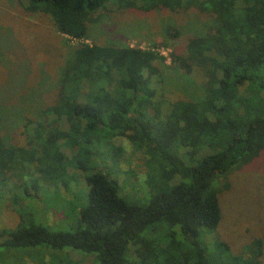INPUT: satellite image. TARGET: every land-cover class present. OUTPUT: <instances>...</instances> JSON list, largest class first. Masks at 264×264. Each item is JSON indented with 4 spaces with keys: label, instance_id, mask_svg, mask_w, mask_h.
Masks as SVG:
<instances>
[{
    "label": "trees",
    "instance_id": "obj_1",
    "mask_svg": "<svg viewBox=\"0 0 264 264\" xmlns=\"http://www.w3.org/2000/svg\"><path fill=\"white\" fill-rule=\"evenodd\" d=\"M24 3L29 12L48 15L66 42L78 43L69 45L72 58L60 73L57 100L41 109V120H27L38 147L11 142L0 114V186L21 180L30 166L36 171L15 183L20 221L0 227V264H28L26 257L40 264H84V257L90 264H263L262 238L236 254L208 235L222 220V179L264 151V0ZM109 3L143 12L197 7L211 13L208 33L192 37L184 54H171L185 72L203 70L204 95L163 110L154 81L163 55L84 41L93 13ZM116 137L144 155V195L129 198L113 175L125 154ZM76 181L88 191L74 230L50 229L38 207L21 203L50 187L77 191ZM71 251L83 259L71 260Z\"/></svg>",
    "mask_w": 264,
    "mask_h": 264
},
{
    "label": "rangeland",
    "instance_id": "obj_2",
    "mask_svg": "<svg viewBox=\"0 0 264 264\" xmlns=\"http://www.w3.org/2000/svg\"><path fill=\"white\" fill-rule=\"evenodd\" d=\"M24 2L0 0V114L2 133L14 144L32 148L38 147L39 143L26 126L27 120H41V109L57 100L60 73L72 58L73 48L69 45H76L78 40L66 42L67 36L55 28L48 15L29 12ZM211 18V13L197 7L177 12L167 8L143 12L109 3L93 13L89 39L84 41L153 48L163 55L164 61H155L158 69L154 81L156 103L168 110L176 100L200 97L205 93L203 70L195 67L192 73L185 72L172 63L171 54L174 50L184 54L192 37L208 33ZM114 144L125 149L113 174L119 179L123 194L129 198H133V194L144 195L147 167L143 153L136 152L125 137H116ZM34 172L35 167L30 166L21 180L15 176L6 188L0 186V227L19 223L20 215L13 196L20 188L15 183L28 180ZM82 182L73 183L77 191L50 187L42 196L21 200V203L38 207L39 213L45 215L41 221L50 229L74 230L77 225L75 213L84 203L85 198H82L88 191V185ZM221 183L222 220L216 232L208 237L211 241L224 240L234 253L239 254L254 239L264 241V151L251 164L231 171ZM225 183H228L226 187ZM82 256L69 252L71 260H81ZM84 259V264H90V259ZM26 260L28 264H40L28 257ZM262 262L264 264V248Z\"/></svg>",
    "mask_w": 264,
    "mask_h": 264
}]
</instances>
